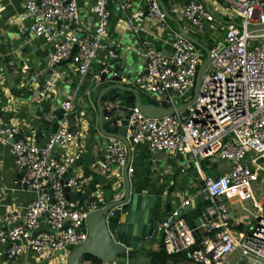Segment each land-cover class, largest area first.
<instances>
[{"label": "built area", "instance_id": "built-area-1", "mask_svg": "<svg viewBox=\"0 0 264 264\" xmlns=\"http://www.w3.org/2000/svg\"><path fill=\"white\" fill-rule=\"evenodd\" d=\"M109 1L94 0L90 9L95 18L91 35L82 34L77 0L26 1L25 18L30 22L21 27V34L41 38L50 45V87L59 77L60 63L71 61L83 79L90 73L99 51L108 50L105 38L111 15ZM113 1L122 11L130 7L129 0ZM142 1L146 13H135L132 18L138 22L148 19L166 29L167 19L157 0ZM184 1L180 18L197 31H207L206 25L211 28L215 19L210 10L198 0ZM215 1L226 5L232 18L226 20L222 40L209 48L211 61L202 74L197 98L184 110L161 118H147L134 108L126 136L129 146L146 145L151 152L188 157L186 167L199 172L201 192L210 202L215 218L189 229L177 214L179 208L190 203L186 200L165 215V220L152 224L145 243L157 242V251L162 249L169 256L186 253L192 264H264V205L254 197L257 186L264 195V0ZM131 28L138 33V27ZM142 45L144 65L130 85L150 100L165 103L168 109L175 110L188 102L192 97L186 95L193 92L201 64L200 50L182 35L170 41L169 54L157 51L150 42ZM100 73L93 76L98 78ZM2 97L0 88V104ZM70 107V101L62 102L63 120L43 146L31 137L10 143L18 128L0 126V145L9 147L14 166L22 174L20 184L34 195L22 210L4 205L0 245L11 262L23 259L25 264H66V255L60 252L86 241L87 231L82 230L88 216L102 210L106 202L100 191L87 201L68 200L64 187L80 195L96 174L119 180L113 172L127 162L126 146L116 138H108L101 159L89 170L90 176L72 173L65 184L66 171L83 155L78 146L69 152L80 136L69 132L66 117ZM57 149L62 153L56 155ZM200 160L226 162L229 166L205 176ZM132 171L128 167L127 172ZM246 201H252L255 210L253 224L247 231L239 232L231 223V205ZM14 223L17 225L9 228Z\"/></svg>", "mask_w": 264, "mask_h": 264}, {"label": "crops", "instance_id": "crops-1", "mask_svg": "<svg viewBox=\"0 0 264 264\" xmlns=\"http://www.w3.org/2000/svg\"><path fill=\"white\" fill-rule=\"evenodd\" d=\"M26 1L0 0V63L4 65H0V88L3 96L2 103L0 104V126L2 127H8L9 125L18 129L21 127L20 119L24 118L27 112V105L22 102V99L28 97L31 93L30 91L34 90L38 85L37 82L33 83L31 74L34 73L38 66L39 75L43 77L47 68L48 54L51 50L50 45L45 43L41 38L21 34V27L30 22L29 19L25 18ZM160 1L162 2V0ZM198 1L209 10L216 3L215 0ZM93 2L94 0H77L83 35H91L93 32L95 18L90 10ZM184 2V0H166V3L162 2L172 20L167 19L168 27L160 29L148 19L138 22L132 18V15L135 13H146L142 0H129L130 7L125 11L119 8L117 2L113 0L109 1L108 9L111 15L105 38L109 48L107 51H99L97 58L91 65L90 73L95 75L107 69L109 59L112 58L109 53L111 52L116 54L117 58H125L128 61L129 69L126 72L128 80L124 79L125 82L128 81V86L132 87L130 81L135 73L141 70L144 65V60L141 57L143 51L142 42H150L157 51L169 54L171 53L170 41L176 35H181L179 31L180 27L187 37L198 41L209 49L208 43L215 37H211L212 35L208 33L211 28H208V25H206L207 31H197L185 23L179 15ZM226 20H218V24H214V30L219 34L223 33ZM131 25L139 28L137 34L134 33ZM26 66L28 68L23 71V67L26 68ZM117 66L120 68L121 65L117 64ZM10 68L12 72L8 71ZM21 72L31 79L30 90L23 84L24 81L21 80V76L19 75ZM58 72L59 77L54 81L53 87H50V83H47L45 93L47 97L56 100L58 97H61V103L64 101H70L71 103L72 97L70 96V91L78 87L80 78L75 72L71 61L63 62L58 68ZM81 82L84 86H88L90 79L84 77ZM138 92L141 101L147 104L146 101L150 99L140 91ZM126 95L130 96L127 93ZM129 103H131L130 100ZM19 115L20 119L18 120L17 117ZM36 133L34 132L30 139L37 145L43 146L49 135L37 139L35 137ZM74 142L69 152L78 146L83 149V155L78 161V165L73 166L71 173L75 176H84L86 172H89L92 165L101 159L106 139L102 137L95 139L84 132V130H80V136ZM61 153L62 151L57 149L55 154ZM129 158V168L133 169L132 173L127 172L130 183L137 184L140 190L148 191L152 195L162 196L163 207L169 202L171 210H175L184 201L189 200L191 202L202 190L199 172L195 169L197 180L194 181L193 176L184 170L183 165L187 164L188 157L171 155L165 152H151L146 145H131L129 148ZM228 166L227 164L226 168L222 171H225ZM123 169L124 167L113 172V175H117L119 180L122 178ZM208 169L210 170V168ZM177 174H182V176L177 177ZM16 175H18V172L9 154V147L0 145V228H4L2 220L5 213V204L10 205L11 210H22L34 197L33 193L28 189L15 188L14 180ZM177 178H180V182H178ZM236 205H239L241 209L244 207V204L240 203L231 205V223L236 231L245 232L250 225L247 227L243 221L238 220L234 216L236 215V211L232 207ZM157 248V242H147L138 251L136 264H144L141 257H147L148 254L157 251ZM147 261L149 262V259ZM29 262L32 261L30 260ZM0 264H25V262L23 259L9 261L5 256V248L0 245Z\"/></svg>", "mask_w": 264, "mask_h": 264}, {"label": "water", "instance_id": "water-1", "mask_svg": "<svg viewBox=\"0 0 264 264\" xmlns=\"http://www.w3.org/2000/svg\"><path fill=\"white\" fill-rule=\"evenodd\" d=\"M39 1L36 0L37 3ZM157 2L166 19L172 20L163 3L160 0ZM179 31L203 53L199 57L201 65L195 79L192 98L175 110L143 103L138 90L128 86V81L125 82L124 78L128 80L126 74L129 69L128 61L125 58H117L116 54L115 58L109 59L107 69L100 73L98 78L89 73L86 76L90 79L88 86H84L82 79H79L78 87L70 91L72 101L66 117L69 132L75 136L80 133V130H84L95 139L98 137L116 138L126 146L128 158L120 180H111L105 174H96L88 182L84 193L80 195L64 187L63 191L68 200L87 201L89 196L100 191L106 202L102 210L88 216L82 230L87 231L86 241L78 247L69 245L60 252V255H66V264H80L84 255L92 256L102 264H136V255L146 244L145 237L152 224L157 220H165L164 216L171 212L169 202L163 207L162 196L152 195L148 191L140 190L137 184L130 183L127 174L130 164V139L127 140L126 136L128 120L134 108H137L147 118H161L174 111L184 110L197 98L202 74L211 61L210 50L198 41L187 37L181 27ZM62 64L60 63L57 67L59 68ZM117 64L121 65L120 68ZM0 65L4 66L3 63ZM8 71L12 72V69ZM52 73L53 69L47 67L43 77H40L37 66L31 74V79L35 80L38 85L30 91L28 97L22 99V102L27 105L26 116L21 119L20 115L17 117L21 121V127L10 143L30 138L34 132H37L35 137L40 139L55 133L58 129L63 120L60 105L56 99L47 97L45 93ZM19 75L25 87L31 88L29 76L22 72ZM8 127L12 128L11 125ZM75 165H78V162ZM71 176V170L68 169L64 175L65 184ZM21 177V173L16 175L15 188L27 190L25 185L20 184ZM200 185L203 187L202 182ZM177 214L191 230L215 218L213 208L210 202L205 200L202 192L189 204L179 208ZM16 225L17 223H14L9 228ZM194 235L198 240L197 230L194 231Z\"/></svg>", "mask_w": 264, "mask_h": 264}, {"label": "rangeland", "instance_id": "rangeland-1", "mask_svg": "<svg viewBox=\"0 0 264 264\" xmlns=\"http://www.w3.org/2000/svg\"><path fill=\"white\" fill-rule=\"evenodd\" d=\"M210 12L214 15V19H215L214 23H212V25H211V29H209V31H208L209 35H212L211 37H213V36L216 37V38L213 37L214 39L212 41H210V43H208L210 48H212V46L217 41H221L223 38L222 32L219 34L217 31L214 30V24H218V20L223 21V19H229V18H232V16H230L231 10L226 5L219 4L218 2L213 4V6L210 8ZM192 95H193V92L187 94L186 98L192 97ZM173 98H174V100H176L175 96H173ZM57 101H58L59 105L62 104L61 103V97H58ZM176 101L181 102V100H176ZM151 102L159 104L153 100H151ZM199 163L202 167V170H203L205 176L219 173L224 168H226V166H227L226 162H219V163L214 162V163H212V162L207 161V160L205 162H202L200 160ZM207 165L210 166V170L206 167ZM183 166H184V170H186L188 173H190L193 176V180L194 181L197 180L195 177V175H196L195 168L194 167H186V165H183ZM177 175H178L177 177L182 176V174H177ZM177 180H178V182H180V178H177ZM254 197L258 203L264 205V195H262L258 186L254 188ZM241 204H244V207L242 209H241V207H239V205L232 207L236 211V215H234V216H236L238 220L243 221L244 224L248 227L249 225L253 224V215L255 214V210L252 207V201H246V202H243ZM147 258L148 257H144V258L141 257V260L144 264H147V262H148ZM233 258L234 259L238 258V254H235L233 256Z\"/></svg>", "mask_w": 264, "mask_h": 264}, {"label": "trees", "instance_id": "trees-1", "mask_svg": "<svg viewBox=\"0 0 264 264\" xmlns=\"http://www.w3.org/2000/svg\"><path fill=\"white\" fill-rule=\"evenodd\" d=\"M163 3H166V0H162ZM147 104H154L157 106L167 107L164 103L156 104L151 101H146ZM90 176V172H86L84 177L88 178ZM169 210V208L167 209ZM238 228V227H237ZM149 262L148 264H192L189 259L185 255H175L169 256L167 255L162 249L158 251L152 252L147 255ZM80 264H102L98 259L93 258L89 255H84L81 260Z\"/></svg>", "mask_w": 264, "mask_h": 264}]
</instances>
